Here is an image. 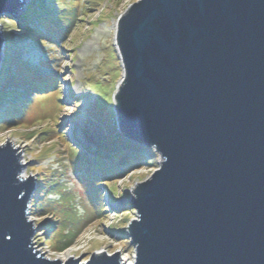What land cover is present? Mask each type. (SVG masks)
I'll list each match as a JSON object with an SVG mask.
<instances>
[{
    "label": "water",
    "instance_id": "1",
    "mask_svg": "<svg viewBox=\"0 0 264 264\" xmlns=\"http://www.w3.org/2000/svg\"><path fill=\"white\" fill-rule=\"evenodd\" d=\"M22 1L0 0V15ZM116 25L117 129L161 158L132 189L133 264H264V0H137ZM9 143L0 264H125L119 252L61 262L34 251L33 180Z\"/></svg>",
    "mask_w": 264,
    "mask_h": 264
},
{
    "label": "rangeland",
    "instance_id": "2",
    "mask_svg": "<svg viewBox=\"0 0 264 264\" xmlns=\"http://www.w3.org/2000/svg\"><path fill=\"white\" fill-rule=\"evenodd\" d=\"M136 1L26 0L14 15H0V97L8 100L0 145L21 150L20 177L32 176L30 242L45 258L85 262L119 252L121 262H134L132 189L161 162L154 148L116 131L114 95L124 79L116 24ZM24 12L23 26L10 24ZM17 94L24 95L11 99ZM110 152L121 153L116 164L133 155L143 164L97 172L89 160Z\"/></svg>",
    "mask_w": 264,
    "mask_h": 264
},
{
    "label": "trees",
    "instance_id": "3",
    "mask_svg": "<svg viewBox=\"0 0 264 264\" xmlns=\"http://www.w3.org/2000/svg\"><path fill=\"white\" fill-rule=\"evenodd\" d=\"M37 12L41 13V10L39 8H37ZM27 18H28V15L26 14V12H24L21 16H18L17 19H14L15 22L10 20V17L8 18V20H10L9 21L10 24H17V25L23 26V22H25V20H27ZM23 95L24 94H17V95L12 96L13 98H11V99H20L19 97H22ZM7 101L8 100H7L6 96H3V97L1 96L0 97V112H2L0 114V119L4 117L3 116L4 115L3 112H5V111L2 109V107L5 104L4 102H7ZM17 101H19V100H17ZM15 105H22V104L16 102L14 104V106ZM9 107L12 108V106H7V108H9ZM116 131H118L117 128H116ZM77 152H78V154H81L80 151L77 150ZM110 153H111V155H109L107 158L106 157L104 158L103 156H99L98 158H100V159H98V160L92 159V157H91V159L89 160L91 166L93 168H95L97 170V172L99 171V173L105 174L107 171H109V172L114 174V173L118 172L119 170H123L125 168L127 170H129V169L131 170L132 168H134V167L139 165V163H138L139 161H142L140 156L133 155V156H130L129 159H126L124 161L125 162L124 164H123V162L120 163V164H116L117 162H116L115 158H116V156L121 155V153L120 152H119L120 154H117L118 152H110ZM142 164L143 163H141L140 165H142ZM45 188H46V186H45ZM44 240H45V238H43V241ZM43 241L41 242V244L43 243ZM46 242H48V241H46ZM55 249L60 250L62 248H55Z\"/></svg>",
    "mask_w": 264,
    "mask_h": 264
},
{
    "label": "bare ground",
    "instance_id": "4",
    "mask_svg": "<svg viewBox=\"0 0 264 264\" xmlns=\"http://www.w3.org/2000/svg\"><path fill=\"white\" fill-rule=\"evenodd\" d=\"M26 0H23V3L25 2ZM2 112H0V114H1ZM29 213V212H28ZM57 258L59 259V260H61V262H63V261H66V258H67V255H58L57 256ZM129 264H132L131 262L129 263Z\"/></svg>",
    "mask_w": 264,
    "mask_h": 264
},
{
    "label": "snow or ice",
    "instance_id": "5",
    "mask_svg": "<svg viewBox=\"0 0 264 264\" xmlns=\"http://www.w3.org/2000/svg\"><path fill=\"white\" fill-rule=\"evenodd\" d=\"M4 141L0 140V143H3Z\"/></svg>",
    "mask_w": 264,
    "mask_h": 264
}]
</instances>
